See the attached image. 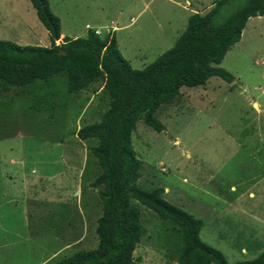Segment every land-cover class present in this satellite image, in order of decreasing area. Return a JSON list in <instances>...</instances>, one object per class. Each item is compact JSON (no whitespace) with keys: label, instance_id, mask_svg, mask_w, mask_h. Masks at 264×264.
<instances>
[{"label":"rangeland","instance_id":"obj_1","mask_svg":"<svg viewBox=\"0 0 264 264\" xmlns=\"http://www.w3.org/2000/svg\"><path fill=\"white\" fill-rule=\"evenodd\" d=\"M214 2L50 0L49 5L64 37L86 38L89 31L103 37L113 28L123 57L143 70L174 46L191 14L208 13ZM0 41L51 45L31 0H0ZM219 68L234 76L232 84L213 78L203 88H183L157 114L165 129L158 133L140 121L132 145L143 165L137 185L165 189L166 200L204 223L203 242L236 264L264 253V17L249 19ZM41 86L0 90V264H54L95 250L100 242L103 188L93 186L100 170L91 153L97 141L76 135L101 122L110 97L102 81L58 99ZM133 204L145 230L134 258L140 264H178L162 220L147 206Z\"/></svg>","mask_w":264,"mask_h":264},{"label":"trees","instance_id":"obj_2","mask_svg":"<svg viewBox=\"0 0 264 264\" xmlns=\"http://www.w3.org/2000/svg\"><path fill=\"white\" fill-rule=\"evenodd\" d=\"M50 0H31L39 21L50 33L51 45L21 46L0 41V90L47 85L58 99L87 91L103 82L110 107L101 122L77 132L80 141L96 140L91 153L100 174L93 183L103 215L98 221L95 250L78 251L54 264H140L134 258L142 242V214L133 200L152 209L164 223L167 244L175 246L178 264H229L226 257L203 242L204 223L164 198L165 189L137 185L142 161L132 145L140 121L160 133L165 125L157 114L172 104L182 89L203 88L213 78L232 84L234 76L219 68L241 41L250 18L264 17V0H215L208 13H193L174 46L143 70H135L119 50L116 36L89 31L86 38H61L60 19ZM236 264H264L259 257Z\"/></svg>","mask_w":264,"mask_h":264},{"label":"crops","instance_id":"obj_3","mask_svg":"<svg viewBox=\"0 0 264 264\" xmlns=\"http://www.w3.org/2000/svg\"><path fill=\"white\" fill-rule=\"evenodd\" d=\"M62 36L64 37L63 34H62ZM255 105H258V107H259V111L261 112V109H260L259 104L255 103ZM61 188H62V187H61ZM248 192H249V191H248ZM244 195H245V193L242 194V197H243ZM250 195L253 196L252 199H255V193H254L253 191H251V190H250ZM253 206L255 207V206H256V203H254ZM250 213H252V215H251ZM246 214H247V215H251L252 217H254L253 212H247V211H246Z\"/></svg>","mask_w":264,"mask_h":264},{"label":"built area","instance_id":"obj_4","mask_svg":"<svg viewBox=\"0 0 264 264\" xmlns=\"http://www.w3.org/2000/svg\"><path fill=\"white\" fill-rule=\"evenodd\" d=\"M112 30L114 31V29L113 28H111V29H106V32H107V34H111V33H113L112 32ZM96 32V31H95ZM96 35H100V33L99 32H96Z\"/></svg>","mask_w":264,"mask_h":264},{"label":"water","instance_id":"obj_5","mask_svg":"<svg viewBox=\"0 0 264 264\" xmlns=\"http://www.w3.org/2000/svg\"><path fill=\"white\" fill-rule=\"evenodd\" d=\"M257 107V105H255Z\"/></svg>","mask_w":264,"mask_h":264}]
</instances>
